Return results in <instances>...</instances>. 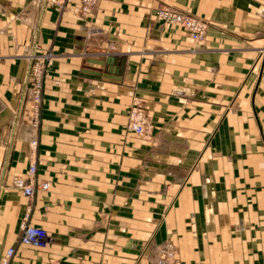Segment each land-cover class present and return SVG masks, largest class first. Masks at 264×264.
<instances>
[{
    "label": "crops",
    "instance_id": "1",
    "mask_svg": "<svg viewBox=\"0 0 264 264\" xmlns=\"http://www.w3.org/2000/svg\"><path fill=\"white\" fill-rule=\"evenodd\" d=\"M96 1L82 17L77 0H0V260L160 264L167 246L181 264H264V0ZM160 7L206 21L204 41ZM35 47L52 60L33 130ZM133 96L146 141L127 130ZM31 140L48 189L28 199L12 179ZM26 215L41 249L18 244Z\"/></svg>",
    "mask_w": 264,
    "mask_h": 264
},
{
    "label": "built area",
    "instance_id": "2",
    "mask_svg": "<svg viewBox=\"0 0 264 264\" xmlns=\"http://www.w3.org/2000/svg\"><path fill=\"white\" fill-rule=\"evenodd\" d=\"M72 1L73 0H45L46 5L54 7L57 10L64 9L65 7L69 6ZM77 1L78 6H76L74 10L81 16L88 14L90 11H93V9H95L97 6L96 0ZM154 18L157 22H160L164 25L179 27L195 43L201 42L205 37L207 25L204 22L194 19L174 9L168 7H160L155 11ZM33 58L34 55L31 58V62ZM50 58V53L42 54L40 57L41 60L43 59L45 61H48ZM39 75L40 73L35 71L33 78L36 79L35 81L37 84L31 85L29 87V103L32 108L33 114L31 127L33 130H36L38 128V108L40 106V95L42 93V85L40 84V82L42 81V77ZM142 110L143 108L138 102L133 103L132 107L130 108L129 122L127 125L128 131L141 138L146 137L148 135L147 132L149 129V125H147L145 121ZM30 145L32 147L33 152L31 153V157L29 159L26 177H14L12 179V186L15 189L21 191L23 196L28 199L33 198L36 191H45L48 189V185L46 183L38 184L34 180V175L36 172V142L31 140ZM46 241V232L41 228L30 225L28 222V215L24 216L19 225L18 244L24 247L41 249L46 245ZM14 255L15 248L8 249L0 260V264H10V261L14 257ZM160 255V264H172L170 261L166 260V256H168L167 249L165 251H162ZM169 256V258H171L170 254Z\"/></svg>",
    "mask_w": 264,
    "mask_h": 264
},
{
    "label": "rangeland",
    "instance_id": "3",
    "mask_svg": "<svg viewBox=\"0 0 264 264\" xmlns=\"http://www.w3.org/2000/svg\"><path fill=\"white\" fill-rule=\"evenodd\" d=\"M94 10V9H93ZM157 10V9H156ZM155 10V11H156ZM155 11H154V13H153V18H154V16H155ZM177 11V10H176ZM92 11H90L88 14H86V15H82V17H87L90 13H91ZM178 12H180V11H178ZM181 13H183V12H181ZM185 14V13H184ZM185 15H188V14H185ZM188 16H190V15H188ZM190 17H192V18H194V19H197V20H199V21H202V22H204L206 25H207V28H208V24H207V22L206 21H203V20H201L200 18H197V17H195V16H190ZM155 19V18H154ZM155 21H156V19H155ZM179 28V27H178ZM206 31H207V29H206ZM188 36V35H187ZM205 37H206V33H205ZM205 37H204V39H205ZM204 39L201 41V42H197V43H195L194 41V43L195 44H201L203 41H204ZM38 47H35V51H34V58H33V60H32V62H31V65H30V69H29V78H28V83H29V86H31V85H36L37 83H36V79L35 78H33V75H34V73H35V71H37L38 73H40V75L39 76H41L42 77V81L40 82V84L41 85H43V81H44V78H45V75H46V71H47V68H48V64L50 63V61L52 60V54H51V58L48 60V61H45V60H41L40 59V57H41V55H42V53L40 52V51H38ZM37 59V60H36ZM35 70V71H34ZM36 75H37V73H36ZM34 80V81H33ZM40 98H41V101H42V93H41V95H40ZM41 101H40V105H41ZM135 102H138L140 105H141V107L143 108V115H144V118H145V121H146V123H147V125H149V129H148V132H147V136L146 137H143V138H141V137H137V138H139L140 140H149V139H151L152 138V135H153V129H154V127H153V125H152V123H151V120H150V118L147 116V114H146V111H145V108H144V106H143V104H142V102H141V100L137 97V96H133L132 97V99H131V104H130V108L132 107V105H133V103H135ZM130 108H129V112H128V121H127V125H128V122H129V113H130ZM38 114H40V106H39V108H38ZM38 120H39V117H38ZM128 130V129H127ZM130 132V131H129ZM130 133H132V132H130ZM133 134V133H132ZM136 136V135H135ZM36 148H37V143H36V147H35V150H36ZM39 165H40V162L38 161V157L36 156V172H35V175H34V180H35V182L36 183H38L39 184V182L37 181V178H36V175H37V171H38V167H39ZM27 173V172H26ZM26 177V174H25V176L24 177H21V178H25ZM20 178V177H19ZM42 191V190H41ZM36 194V193H35ZM35 196V195H34ZM33 196V197H34ZM32 199V198H31ZM29 219H30V215H28V222H29ZM22 221V220H21ZM21 223V222H20ZM29 224H30V222H29ZM20 225V224H19ZM31 225V224H30ZM33 226V225H32ZM35 227V226H34ZM39 228V227H38ZM18 230H19V226H18ZM167 249V254H168V256H166V260H168V261H170L172 264H175V263H178V264H181V262H180V260H179V258H178V256H177V254L175 253V251L173 250V249H171L170 247H163L162 249H159L156 253H155V257H156V259H158L159 261H160V254H161V252L162 251H165ZM169 254L171 255V258H169L170 256H169ZM4 256V255H3ZM2 259V258H1ZM169 262V263H170Z\"/></svg>",
    "mask_w": 264,
    "mask_h": 264
},
{
    "label": "water",
    "instance_id": "4",
    "mask_svg": "<svg viewBox=\"0 0 264 264\" xmlns=\"http://www.w3.org/2000/svg\"><path fill=\"white\" fill-rule=\"evenodd\" d=\"M112 63H113V60L111 59V58H108L107 60H106V62H105V64H107V65H112ZM100 64H104V63H100ZM110 72V71H109Z\"/></svg>",
    "mask_w": 264,
    "mask_h": 264
}]
</instances>
